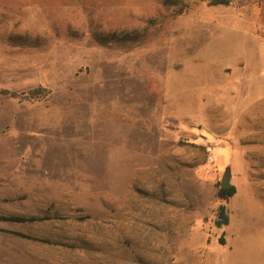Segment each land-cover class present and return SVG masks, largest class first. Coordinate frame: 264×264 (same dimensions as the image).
Returning <instances> with one entry per match:
<instances>
[{
  "label": "rangeland",
  "instance_id": "rangeland-1",
  "mask_svg": "<svg viewBox=\"0 0 264 264\" xmlns=\"http://www.w3.org/2000/svg\"><path fill=\"white\" fill-rule=\"evenodd\" d=\"M0 215V264L264 249V0H0Z\"/></svg>",
  "mask_w": 264,
  "mask_h": 264
},
{
  "label": "crops",
  "instance_id": "crops-1",
  "mask_svg": "<svg viewBox=\"0 0 264 264\" xmlns=\"http://www.w3.org/2000/svg\"><path fill=\"white\" fill-rule=\"evenodd\" d=\"M247 238H239L233 247H228L226 252L219 256L213 251L204 252L203 255H207L205 261L207 264H264V249L252 245L251 242L246 241L250 237Z\"/></svg>",
  "mask_w": 264,
  "mask_h": 264
},
{
  "label": "trees",
  "instance_id": "trees-1",
  "mask_svg": "<svg viewBox=\"0 0 264 264\" xmlns=\"http://www.w3.org/2000/svg\"><path fill=\"white\" fill-rule=\"evenodd\" d=\"M177 1L182 0H163L164 5H174ZM229 0H209L211 4H227ZM179 13V12H178ZM39 91V90H37ZM11 95H15V93H11ZM235 193V186L230 185L228 187L219 188L217 191V196L220 200H227ZM40 217L37 216H22V215H0V220L12 221V222H28L40 220ZM229 223V211L225 203H221L218 205L214 225L218 228L223 226H227ZM18 235L24 236V234L18 233ZM218 242L220 244H225V239L223 234L218 237Z\"/></svg>",
  "mask_w": 264,
  "mask_h": 264
},
{
  "label": "water",
  "instance_id": "water-1",
  "mask_svg": "<svg viewBox=\"0 0 264 264\" xmlns=\"http://www.w3.org/2000/svg\"><path fill=\"white\" fill-rule=\"evenodd\" d=\"M230 185H232V184L230 183V170L227 169V170L224 172V174H223V176H222V179H221V181H220V187H221V188H224V187H228V186H230Z\"/></svg>",
  "mask_w": 264,
  "mask_h": 264
}]
</instances>
